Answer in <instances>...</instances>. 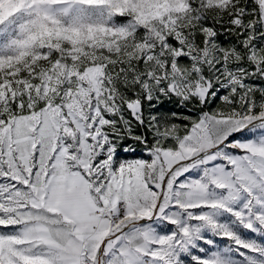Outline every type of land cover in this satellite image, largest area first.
<instances>
[{
  "label": "snow or ice",
  "instance_id": "obj_1",
  "mask_svg": "<svg viewBox=\"0 0 264 264\" xmlns=\"http://www.w3.org/2000/svg\"><path fill=\"white\" fill-rule=\"evenodd\" d=\"M0 264H264V0H0Z\"/></svg>",
  "mask_w": 264,
  "mask_h": 264
},
{
  "label": "rangeland",
  "instance_id": "obj_2",
  "mask_svg": "<svg viewBox=\"0 0 264 264\" xmlns=\"http://www.w3.org/2000/svg\"><path fill=\"white\" fill-rule=\"evenodd\" d=\"M169 107H174V106H169Z\"/></svg>",
  "mask_w": 264,
  "mask_h": 264
}]
</instances>
